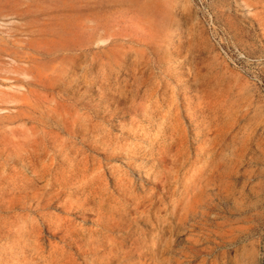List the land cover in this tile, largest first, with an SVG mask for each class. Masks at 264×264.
I'll list each match as a JSON object with an SVG mask.
<instances>
[{
    "label": "rangeland",
    "instance_id": "1",
    "mask_svg": "<svg viewBox=\"0 0 264 264\" xmlns=\"http://www.w3.org/2000/svg\"><path fill=\"white\" fill-rule=\"evenodd\" d=\"M61 263L264 264V0H0V264Z\"/></svg>",
    "mask_w": 264,
    "mask_h": 264
},
{
    "label": "built area",
    "instance_id": "2",
    "mask_svg": "<svg viewBox=\"0 0 264 264\" xmlns=\"http://www.w3.org/2000/svg\"><path fill=\"white\" fill-rule=\"evenodd\" d=\"M224 52H225V54H227V52H226V51H224ZM239 57H240V58H243V56H242V55H240ZM240 58H239V59H240Z\"/></svg>",
    "mask_w": 264,
    "mask_h": 264
},
{
    "label": "bare ground",
    "instance_id": "3",
    "mask_svg": "<svg viewBox=\"0 0 264 264\" xmlns=\"http://www.w3.org/2000/svg\"><path fill=\"white\" fill-rule=\"evenodd\" d=\"M82 235V234H81ZM69 241H70V239H69ZM61 258H63V257H61ZM62 264V263H61ZM69 264V263H68Z\"/></svg>",
    "mask_w": 264,
    "mask_h": 264
}]
</instances>
